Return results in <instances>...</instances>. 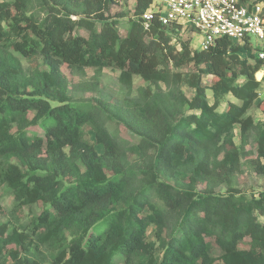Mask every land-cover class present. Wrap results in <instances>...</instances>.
Wrapping results in <instances>:
<instances>
[{
    "label": "trees",
    "instance_id": "trees-1",
    "mask_svg": "<svg viewBox=\"0 0 264 264\" xmlns=\"http://www.w3.org/2000/svg\"><path fill=\"white\" fill-rule=\"evenodd\" d=\"M116 1L0 0V184L14 210L44 204L11 232L0 225V264H264V186L257 195L215 190L240 166L235 125L243 144L255 135L264 178V119L247 114L264 81L253 47L217 38L192 49L179 27L144 24L152 0H134L121 34L106 13ZM64 66L118 69L124 94L95 80L75 88L97 95L75 99ZM133 75L147 85L134 88ZM36 127L42 135L29 133Z\"/></svg>",
    "mask_w": 264,
    "mask_h": 264
},
{
    "label": "rangeland",
    "instance_id": "rangeland-1",
    "mask_svg": "<svg viewBox=\"0 0 264 264\" xmlns=\"http://www.w3.org/2000/svg\"><path fill=\"white\" fill-rule=\"evenodd\" d=\"M133 5L134 0H118L112 4H110L109 9L107 10V14L114 17V19H117V29L119 33L124 34L125 30L127 28V20L129 17L133 16ZM95 23V28H99L100 22L97 19H94L91 17V20ZM75 33H80L84 36L88 35V30L85 27H78L75 29ZM178 37L188 40L190 43V47L192 49H195V47H198L199 42L201 40V35L198 33H193L191 36L185 33V31L177 32L176 33ZM254 58V57H253ZM23 65L27 66L28 62L27 60L20 58ZM252 61V59H251ZM40 68L48 69L46 65L42 64L41 58L39 59ZM181 69H191V65L184 66ZM63 76L65 77L69 93L72 95L75 99H85L87 97H90L92 95H97V91L94 89L93 91H85V90H78L75 88L76 85L83 82H93L95 80L98 81L99 87L115 96L121 97L124 94V90L122 85L120 84L118 80L119 70L113 69L110 67H104L100 70L92 68V67H86L83 69H71L68 66L61 67ZM255 78H257L255 74ZM210 78L208 76H205L203 78L204 83H209ZM261 79V77L259 78ZM258 79V80H259ZM132 82L134 88H137L139 86L147 85V82H145L140 76L133 75ZM89 87V86H87ZM183 91L187 96H191L192 91L185 85H183ZM259 96L254 101L252 107L248 110L247 114L250 115L254 122H260L264 119L262 114V108L264 105V81L260 83V86L258 88ZM207 93L211 94V91L208 89ZM221 107H223V104H221ZM32 115V114H30ZM107 127L109 130L114 133L116 136L127 140L130 144H135L138 141V138L127 131L124 128H121L115 121L109 120L107 122ZM85 130V136L87 139H89L93 144L95 149L98 152L103 151V147L101 144L97 143L95 141L94 133L93 131L88 127H84ZM29 133H36L38 135H42L43 131L36 127L35 131L29 130ZM256 137L254 134L250 135L247 143L243 144L240 140V128L238 125L234 126V141L238 145V147L241 150V156H240V166L239 169H237L231 180L228 181L229 184L222 183L219 186L215 188V190L219 193L227 192L228 190L231 191H240L244 194H253L257 195L264 186V178L263 175L259 174L255 170L256 166ZM13 162L16 163V160H13ZM166 181L173 182V179L164 176L163 177ZM0 205L2 207V210L0 211V225L5 223L7 226V232H11L12 227H17L19 223H27L29 222L33 217L37 216L44 208V204L42 202H36L33 204L25 205L21 208L15 209L13 208V195L10 191V189L4 185L0 184ZM13 215L16 217L14 218ZM18 219V222L16 221ZM148 239L153 240V236L151 234V228H149L148 231ZM210 242V254L215 257L216 259L219 258L221 251L216 245V243L212 239H207ZM248 238L246 240H243L239 243L240 248H246L248 245ZM43 259L45 257L42 256ZM116 262L119 264H123V259L121 257H116ZM42 264H49L48 262L42 263Z\"/></svg>",
    "mask_w": 264,
    "mask_h": 264
},
{
    "label": "built area",
    "instance_id": "built-area-1",
    "mask_svg": "<svg viewBox=\"0 0 264 264\" xmlns=\"http://www.w3.org/2000/svg\"><path fill=\"white\" fill-rule=\"evenodd\" d=\"M145 25L179 27L198 33L195 49H207L217 38L237 43L249 42L264 75V1L262 0H152L142 14ZM258 71V72H259Z\"/></svg>",
    "mask_w": 264,
    "mask_h": 264
},
{
    "label": "bare ground",
    "instance_id": "bare-ground-1",
    "mask_svg": "<svg viewBox=\"0 0 264 264\" xmlns=\"http://www.w3.org/2000/svg\"><path fill=\"white\" fill-rule=\"evenodd\" d=\"M256 76L259 79L261 77V72L260 71L259 72L257 71Z\"/></svg>",
    "mask_w": 264,
    "mask_h": 264
}]
</instances>
